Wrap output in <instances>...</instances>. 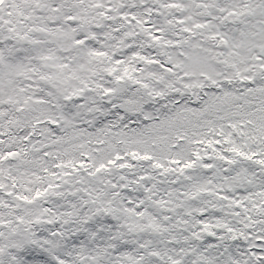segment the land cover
Here are the masks:
<instances>
[{"label": "snow or ice", "instance_id": "obj_1", "mask_svg": "<svg viewBox=\"0 0 264 264\" xmlns=\"http://www.w3.org/2000/svg\"><path fill=\"white\" fill-rule=\"evenodd\" d=\"M0 264H264V0H0Z\"/></svg>", "mask_w": 264, "mask_h": 264}]
</instances>
